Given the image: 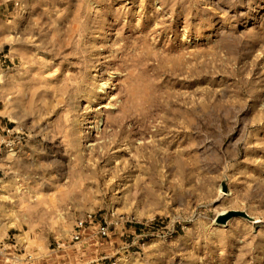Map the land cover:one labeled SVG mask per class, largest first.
I'll list each match as a JSON object with an SVG mask.
<instances>
[{
	"label": "rangeland",
	"instance_id": "obj_1",
	"mask_svg": "<svg viewBox=\"0 0 264 264\" xmlns=\"http://www.w3.org/2000/svg\"><path fill=\"white\" fill-rule=\"evenodd\" d=\"M0 148V264H264V0H0Z\"/></svg>",
	"mask_w": 264,
	"mask_h": 264
},
{
	"label": "built area",
	"instance_id": "obj_2",
	"mask_svg": "<svg viewBox=\"0 0 264 264\" xmlns=\"http://www.w3.org/2000/svg\"><path fill=\"white\" fill-rule=\"evenodd\" d=\"M8 131L9 130H6V132ZM22 139L23 137L20 134H15L12 138L8 140L3 139L2 142L4 143V146L7 148V150H14L21 143ZM87 221H91V215H88L85 219H82L76 223V231L72 234L71 237L73 240L79 239V237L81 236V232L84 229V223ZM98 230L101 232V234H106L105 227H100Z\"/></svg>",
	"mask_w": 264,
	"mask_h": 264
},
{
	"label": "bare ground",
	"instance_id": "obj_3",
	"mask_svg": "<svg viewBox=\"0 0 264 264\" xmlns=\"http://www.w3.org/2000/svg\"><path fill=\"white\" fill-rule=\"evenodd\" d=\"M93 75H94V76L92 77V78H93V81H92L91 84H90V89H98V92H99V91H102V90L104 91V89H105L104 87L107 86L109 83L107 84V83H105L104 81H103L102 83H99L100 78H99V77L97 78L96 71H95V73H93ZM101 75H102V74H101ZM102 77H103V76H102ZM84 94H85V93H84ZM81 101H82V100H81ZM80 103H81V102H80ZM95 117H96V115H95ZM91 118H92V117H91ZM94 125H95V124H94ZM95 126H96V125H95ZM95 128H96V127H95ZM27 206H28V207H35V206H38V203H36V204L34 203V204H32V205H31V204H28Z\"/></svg>",
	"mask_w": 264,
	"mask_h": 264
},
{
	"label": "crops",
	"instance_id": "obj_4",
	"mask_svg": "<svg viewBox=\"0 0 264 264\" xmlns=\"http://www.w3.org/2000/svg\"><path fill=\"white\" fill-rule=\"evenodd\" d=\"M3 156L2 148H0V158Z\"/></svg>",
	"mask_w": 264,
	"mask_h": 264
}]
</instances>
